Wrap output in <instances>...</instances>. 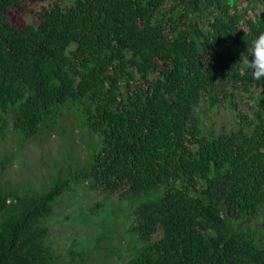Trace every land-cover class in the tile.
Returning a JSON list of instances; mask_svg holds the SVG:
<instances>
[{"label": "trees", "instance_id": "trees-1", "mask_svg": "<svg viewBox=\"0 0 264 264\" xmlns=\"http://www.w3.org/2000/svg\"><path fill=\"white\" fill-rule=\"evenodd\" d=\"M21 1L0 0V136L11 122L25 140L72 114L98 144L41 191L0 184V264H264V233L245 224L264 211V79L239 62L264 9L73 0L17 26ZM201 104L221 105L228 126L203 132ZM85 183L124 205L90 246L54 253L36 223Z\"/></svg>", "mask_w": 264, "mask_h": 264}, {"label": "rangeland", "instance_id": "rangeland-1", "mask_svg": "<svg viewBox=\"0 0 264 264\" xmlns=\"http://www.w3.org/2000/svg\"><path fill=\"white\" fill-rule=\"evenodd\" d=\"M72 1L23 0L10 9L8 18L17 26L25 22L36 24L39 10L53 2L66 6ZM253 2L255 10L264 9L263 2ZM240 4H245V1L241 0ZM130 70L133 76H138L133 68ZM149 76L156 77L157 74L153 72ZM200 106L203 132H208L211 127L216 132L219 128L228 126L229 119L221 105L207 111L203 104ZM67 117L60 125L25 140L14 134L11 122H8L0 136V184L18 192L41 191L57 171L62 172L68 164L74 165L84 160L91 145L98 144L97 135L75 115L70 114ZM4 155L9 157L1 165ZM116 197L117 191L99 192L88 183L82 184L77 191H63L51 205L49 212L36 223L37 227L44 228L46 232L41 238L42 244L60 255H64L70 246L76 249L90 246L100 230L99 223L105 216V211L110 207L104 224L106 227L110 219L118 213V207L123 202ZM245 224L262 235L264 211L260 210L257 215L247 217ZM116 239L111 244L119 248L121 242Z\"/></svg>", "mask_w": 264, "mask_h": 264}, {"label": "clouds", "instance_id": "clouds-1", "mask_svg": "<svg viewBox=\"0 0 264 264\" xmlns=\"http://www.w3.org/2000/svg\"><path fill=\"white\" fill-rule=\"evenodd\" d=\"M239 62L247 67L252 79L257 81L264 79V31H260L252 39L251 46L240 54Z\"/></svg>", "mask_w": 264, "mask_h": 264}]
</instances>
